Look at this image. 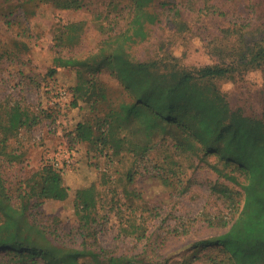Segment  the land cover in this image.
Instances as JSON below:
<instances>
[{
    "label": "rangeland",
    "instance_id": "rangeland-1",
    "mask_svg": "<svg viewBox=\"0 0 264 264\" xmlns=\"http://www.w3.org/2000/svg\"><path fill=\"white\" fill-rule=\"evenodd\" d=\"M168 1L177 2L180 16L173 18L167 8L164 21L150 27L148 38L132 45L130 55L140 61L177 60L192 70L233 65L232 76L217 78L215 83L233 109L259 116L264 73L249 59L255 45L264 43V0ZM123 6V0H92L88 8L57 10L30 0H13L12 4L0 0V173L9 194L17 198L23 182L42 164L58 170L68 195L62 201L44 200L36 215L47 235L52 234L61 246L80 247L84 237L74 213V193L94 185L98 246L131 255L150 236L159 255L168 254V264H204L215 250L186 246L222 233L230 225L231 208L215 192L228 182L208 166L189 168L187 158L173 152L170 156L179 166L171 173L168 144L157 145L142 160L126 154L119 131L111 124L104 134V148L74 142L71 134L76 124L105 111L104 104H96L97 110L92 107L99 86L110 95L118 84L106 73L90 81L73 68L47 72L56 54L85 56L100 40L122 28L129 17L127 8L120 11ZM20 8L34 15L24 20ZM15 10L16 14L9 12ZM78 21L84 22V32L79 45L68 49L57 37L64 25ZM241 58L243 62L236 63ZM15 107L28 118L10 131L9 115ZM0 264L18 263L0 251Z\"/></svg>",
    "mask_w": 264,
    "mask_h": 264
},
{
    "label": "trees",
    "instance_id": "trees-1",
    "mask_svg": "<svg viewBox=\"0 0 264 264\" xmlns=\"http://www.w3.org/2000/svg\"><path fill=\"white\" fill-rule=\"evenodd\" d=\"M30 2L51 4L57 10L83 9L92 4V0ZM123 2L120 11L127 8L129 17L122 28L100 40L95 50L85 56L56 54L47 70L53 74L57 68H73L87 75L90 81L106 73L118 84L110 95L99 86L98 98L92 107L104 104L105 111L96 119L85 118L78 122L71 134L72 140L96 147L100 144L104 148V134L111 124L119 131L122 151L135 158L142 160L157 145L168 144V171L171 173L175 174L174 167L179 166L170 156L171 152L186 157L189 168L208 166L228 182L215 192L230 206L232 221L224 232L192 242L186 248L214 249L204 264H264V104L259 116L231 107L214 80L231 77L235 70L233 65H205L192 70L178 65L177 60L140 61L132 57L131 46L148 38L150 27L159 25L167 17L164 14L167 8L173 12V18L180 16V10L175 5L177 2L168 0ZM104 6L106 11H111L108 3ZM21 13L24 20L34 15L33 11L23 9ZM83 32L84 22L67 23L57 39L63 41L66 48L74 49ZM242 62L243 58L236 61ZM249 63L260 67L264 73V43L255 45ZM27 118L19 107L13 108L8 128L17 130ZM210 158L215 161L209 162ZM128 179L130 181V177ZM23 185L16 195L18 199L14 198L0 173V251L14 262L168 264V254L159 255L150 236L146 237L144 246L131 255L115 254L96 244L94 224L98 199L94 185L74 193V213L84 237L80 247L57 244L52 234L47 235L39 225L36 214H40L44 200L66 199L68 192L60 173L52 165L42 164Z\"/></svg>",
    "mask_w": 264,
    "mask_h": 264
},
{
    "label": "built area",
    "instance_id": "built-area-1",
    "mask_svg": "<svg viewBox=\"0 0 264 264\" xmlns=\"http://www.w3.org/2000/svg\"><path fill=\"white\" fill-rule=\"evenodd\" d=\"M57 165V164H56Z\"/></svg>",
    "mask_w": 264,
    "mask_h": 264
}]
</instances>
